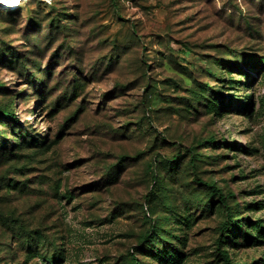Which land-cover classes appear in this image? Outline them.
Returning <instances> with one entry per match:
<instances>
[{"label":"rangeland","instance_id":"1","mask_svg":"<svg viewBox=\"0 0 264 264\" xmlns=\"http://www.w3.org/2000/svg\"><path fill=\"white\" fill-rule=\"evenodd\" d=\"M18 9L0 7V264H264V0Z\"/></svg>","mask_w":264,"mask_h":264},{"label":"trees","instance_id":"2","mask_svg":"<svg viewBox=\"0 0 264 264\" xmlns=\"http://www.w3.org/2000/svg\"><path fill=\"white\" fill-rule=\"evenodd\" d=\"M20 11V9H17V10H15V11H11L10 13H17V12H19ZM3 114L6 116V115H10V116H14L13 114H11V113H9V112H7V111H4L3 112ZM13 119H14V117H13ZM5 141V143H3L2 145H3V148H5V150L6 149H10V147H13V146H15V147H19L20 146V144H18V145H12V144H10L9 142H7V140H4ZM207 142H209L210 144H216V140L214 139V138H211L209 141H207ZM194 162H195V160H193ZM114 173V172H113ZM110 179H112V178H110ZM109 179V180H110ZM160 182V181H159ZM210 190H211V192L213 193V195L214 196H218V198L221 200V202L220 203H222L224 206H226L227 205V201H226V199H224L223 197H222V195H221V190L217 187V185L216 184H212V183H208V184H205ZM157 187H159V185L157 186ZM257 227H260V225L258 224L257 225ZM232 228V225H231V223H223L221 226H220V229H221V238L219 239V243L220 244H222L224 241H223V239L222 238H225L224 236L226 235V234H228L229 233V231H230V229ZM170 251V250H169ZM168 251V252H169ZM221 254H222V258H223V261H224V264H233L232 263V261H231V259H230V257H229V255H228V253L226 252V251H221ZM163 256L162 255H159L158 256V258H162ZM60 259V256L57 258V260H55V259H51V263L52 264H56V263H58V260ZM134 259V263L133 264H139L137 261V259L136 258H133Z\"/></svg>","mask_w":264,"mask_h":264},{"label":"built area","instance_id":"3","mask_svg":"<svg viewBox=\"0 0 264 264\" xmlns=\"http://www.w3.org/2000/svg\"><path fill=\"white\" fill-rule=\"evenodd\" d=\"M21 1V0H20ZM23 2H26V1H22L21 3H19V4H22ZM19 4L18 5H8V4H5V3H3V0H0V7L2 8H8V9H11V11L12 10H16V9H18V7H19ZM6 6V7H5Z\"/></svg>","mask_w":264,"mask_h":264},{"label":"clouds","instance_id":"4","mask_svg":"<svg viewBox=\"0 0 264 264\" xmlns=\"http://www.w3.org/2000/svg\"><path fill=\"white\" fill-rule=\"evenodd\" d=\"M3 3L10 5H18L20 3V0H3Z\"/></svg>","mask_w":264,"mask_h":264},{"label":"bare ground","instance_id":"5","mask_svg":"<svg viewBox=\"0 0 264 264\" xmlns=\"http://www.w3.org/2000/svg\"><path fill=\"white\" fill-rule=\"evenodd\" d=\"M22 1H27V0H21L20 3H21ZM8 5H10V4H8ZM19 5H20V4H19ZM5 7H6V6H5Z\"/></svg>","mask_w":264,"mask_h":264}]
</instances>
